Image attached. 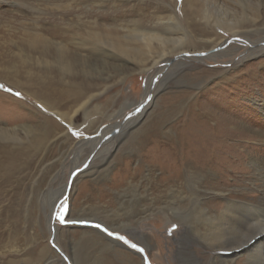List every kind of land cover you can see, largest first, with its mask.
I'll return each mask as SVG.
<instances>
[{
    "label": "rangeland",
    "instance_id": "obj_1",
    "mask_svg": "<svg viewBox=\"0 0 264 264\" xmlns=\"http://www.w3.org/2000/svg\"><path fill=\"white\" fill-rule=\"evenodd\" d=\"M91 1H96V6L90 7L87 2ZM249 1L257 6V12L251 10L248 0H217L218 10L211 7L210 14L213 16L207 24L202 16L196 18L186 15L188 4L184 0H0V127L23 125L39 134L46 132L48 118L61 127L60 130L49 131L50 133L47 131L46 141L37 150L28 148L23 134L19 135L21 143L7 141L0 135V162L8 167L13 166L8 176L0 171V264H31L28 260H33L34 264H44V259L37 260L35 249H39L42 244L46 245L47 240L58 252L57 257L51 253L46 256L49 264H82L80 256L74 253L72 247L78 237H75L76 241L68 240V246L62 249L61 243L56 239V230L72 231L78 227L90 228L97 225V228L109 236L119 239L141 254L144 264H193L188 257L182 255V249L179 250L178 241L182 231L178 232V225L168 222L164 216L156 218L155 228L148 222L149 224H142L140 229L151 235L152 250L142 238L133 237L125 231L112 229L98 221L76 220L74 217L88 207L87 203H80L79 197L83 189L81 183L89 181L93 178V172L101 168L110 167V173L117 170L119 164L116 163L115 155L128 151L127 145L122 143L113 154L109 153L113 147L110 143L93 149L95 138L104 130L126 123L124 133H127L146 107L148 110L141 123L150 120L165 105L166 94L191 90V81L200 68L218 71V68L225 70L235 65H239L244 71L242 81L235 85L231 82L224 83L221 88L201 96L198 108L205 102L211 110L222 108V117L233 119L230 124L236 128L232 129L234 134L231 133L227 140L230 143H240V152L246 156L242 160L243 181H240L243 190L247 188L246 182L250 179V156L257 159L264 170V111L259 106L264 104V42L260 43L264 38V0ZM199 5L203 6L201 2ZM156 10L164 18L175 16L187 31L193 32L199 42L225 41V47L237 44L240 49L237 48L233 54L218 57H203L211 48L188 50V55L192 52L200 57L191 59L172 54L171 61L162 60L151 65V62L141 63L119 56L117 50V56H94L89 49L79 48L77 44L85 41L78 33L79 28L69 26L70 22H76L79 17L83 22L96 19L102 26L110 23L130 24L132 18H138L141 14L150 16ZM218 11L225 21L239 22V33L234 34L215 23ZM103 13L110 14L111 18H103ZM120 13L125 14V19L112 18ZM193 23L203 29L208 27L206 35L193 31ZM252 47L255 48V54L249 56L247 52ZM220 49V45L215 46L213 51L218 52ZM83 66L91 73L85 81L94 84V89L80 101L83 104L67 102L48 108L40 96H35L47 84L55 86L58 82L68 83L75 75L78 76L77 82H81L83 74L80 69ZM67 67L71 69V73H66ZM151 77L153 79L149 93L145 95L146 85ZM216 77L207 82V87L214 85ZM17 92L20 95H16ZM58 112L67 113L61 115ZM214 121L215 116L211 119V122ZM119 133L120 129H116L110 134L117 139ZM67 134L72 137L64 141ZM87 138L91 139L80 149L82 143L77 142ZM126 138L127 135L123 140ZM4 145L9 147H3V150ZM18 147L22 148L20 157H11L7 153ZM107 158L110 163L103 164ZM92 161L93 166L97 165L99 169L92 167L91 172H88L90 169L86 170ZM229 182L232 184L231 179ZM63 185H66V192L55 212L56 226H50L49 230L46 214L39 210L36 200L44 201L46 195V200L50 202L54 195L50 193L58 191ZM255 194L259 195L260 191ZM23 195L25 200L22 199ZM3 217L4 226L1 223ZM133 244L136 245L135 248L132 247ZM4 248L9 251L1 252Z\"/></svg>",
    "mask_w": 264,
    "mask_h": 264
},
{
    "label": "bare ground",
    "instance_id": "obj_2",
    "mask_svg": "<svg viewBox=\"0 0 264 264\" xmlns=\"http://www.w3.org/2000/svg\"><path fill=\"white\" fill-rule=\"evenodd\" d=\"M184 1L188 4L185 10L186 15L196 16V18L202 16L207 24L211 22L213 16L210 14L211 7L218 10L217 0ZM231 1L239 2L240 0ZM95 2L87 3L91 7V5L96 6ZM200 2L203 6L199 5ZM248 2L251 10L257 12V6L249 0ZM101 16L111 18L108 13H103ZM124 16L125 14L120 13L112 18L125 19ZM221 16L223 15L218 11L214 20L216 24L234 34L239 33V22L225 21ZM129 22L130 24L128 22L124 24L110 23L102 26L96 19L83 22L79 17L76 22H70L69 26L79 28L78 33L85 42H80L77 45L81 49H89L94 56L103 54L109 56L116 54L117 56L115 53L117 50L120 53L119 56H125L141 63L151 62V65L162 60L171 61L170 55L172 54L191 59L199 56L192 52L188 55V50L211 48V51L208 50L209 53L203 57H218L233 54L239 48L237 44L225 47V41L219 43L212 40L199 42L193 32L187 31L175 16L169 15L164 18L158 11L150 16L141 14ZM193 25V31L201 34H205L209 30L208 27L203 29L196 23ZM121 31L123 34H120ZM263 42L264 38L260 43ZM219 45L221 49L214 52V47ZM254 51L255 48L252 47L247 53L252 56L255 54ZM66 69V73H71L70 68ZM81 69L83 74L82 77L80 76L81 82H77L78 76L75 75L70 81L66 78L68 83L58 82V85L55 86L47 84L44 90L37 91V94L34 93L35 96H40L45 107L48 108L61 106L67 102H73L74 105L82 103L80 101L94 89V84L85 81L91 75L89 69L85 66ZM218 69L222 70L223 68ZM219 70L208 71L200 68L196 77L191 81V90L166 94L164 96V100L167 101L165 105L153 114L150 120L141 123L148 110L146 107L139 115L137 123L130 127L127 133H124L127 125L122 123L111 126L95 138L93 149L98 145L110 143V146L113 145V147L109 153L113 154V151L117 150V147L122 143L124 146L127 145L128 151L115 155L114 158L119 166L111 173L108 172L110 167L101 168V170L96 167L97 165L93 166L94 161L91 162L86 171L90 169L88 172H91L92 167L99 170L93 172V178L89 181L81 183L83 189L79 197L80 203L82 205L87 203L88 207L74 217L76 220L98 221L112 229L125 231L133 237L142 238L152 250L151 235L141 232L140 229L142 224H149L148 222L155 228L156 218L164 216L168 222L178 225V232L182 231L178 241L179 250L182 249V255L184 254L185 258L188 257L193 264H264L263 167L257 159L249 157L250 179H248V183L246 182L247 185L245 184L247 190H243L240 181H243L241 170L244 162L242 160H245L246 156L240 152V143H230L227 140L231 133L234 134L232 129L236 128L231 127L230 123H233L231 121L233 119L222 117L220 115L222 108H218V111L211 110L205 102L198 108L201 96L221 88L224 83L231 82L235 85L242 81L244 71L239 65ZM212 77H216L217 80L214 85L207 87V82L211 81ZM152 79L153 77L148 80L145 95L149 93ZM213 102L212 104L216 105ZM259 106L264 111V104H259ZM58 113L64 115L67 112ZM213 116H215L214 123L211 122ZM60 128L59 124L48 118L46 132L42 131L38 134L22 125L12 128L0 127V135L7 141L12 140L14 143H19L22 141L19 135L23 134L27 139L28 148L32 147L37 150L46 141L49 131L60 130ZM116 129H120L117 139L114 135L111 137L110 134ZM125 135L128 138L124 141ZM71 137L72 135L67 134L64 141ZM89 139L91 138L81 139L77 142L82 143L80 149ZM3 147L9 146L4 145ZM255 147L258 149L256 145ZM21 149V147L16 150L10 149L7 153L11 157H20ZM105 162L106 164L110 163L108 158L104 160L103 164ZM12 168V165L8 167L0 162V171H4V175L8 176ZM228 173L230 174L228 175ZM229 178L232 180V184H230ZM257 191H260L259 195L255 194ZM65 192L66 185H63L58 191L50 193L54 194L50 202L46 200V195L44 201L36 200L39 210H43L46 214L49 230L50 226H56L55 212ZM41 194L43 196V192ZM22 199L25 200L24 195ZM87 210L89 211L87 212ZM4 221L3 217L1 223L3 224ZM75 237H78V241L75 240ZM56 239L61 243L62 249L64 246H68V240H75L76 243L74 242L72 246L73 251L77 256H80L82 264H144L141 254L97 227H78L72 231L56 230ZM46 243V245H40L39 249L37 247L35 252L38 261L44 259V264H49L46 256L51 253L57 257L58 252L50 246L48 240ZM8 251L4 248L1 252ZM28 262L34 264L33 260H28Z\"/></svg>",
    "mask_w": 264,
    "mask_h": 264
},
{
    "label": "snow or ice",
    "instance_id": "obj_3",
    "mask_svg": "<svg viewBox=\"0 0 264 264\" xmlns=\"http://www.w3.org/2000/svg\"><path fill=\"white\" fill-rule=\"evenodd\" d=\"M0 87H2V85H0ZM9 91H11V90L9 89ZM16 95H20V93L17 92ZM81 222H84V221H81ZM97 227H99V225H97ZM105 231H107V229H105ZM121 239H123V237H121ZM132 247L135 248L136 245L133 244Z\"/></svg>",
    "mask_w": 264,
    "mask_h": 264
}]
</instances>
